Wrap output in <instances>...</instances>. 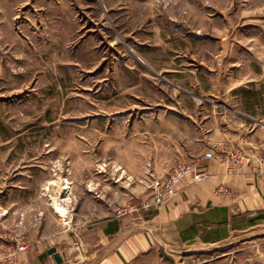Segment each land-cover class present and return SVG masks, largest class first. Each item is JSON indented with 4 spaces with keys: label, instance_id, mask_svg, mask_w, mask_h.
<instances>
[{
    "label": "rangeland",
    "instance_id": "rangeland-1",
    "mask_svg": "<svg viewBox=\"0 0 264 264\" xmlns=\"http://www.w3.org/2000/svg\"><path fill=\"white\" fill-rule=\"evenodd\" d=\"M255 131L264 0H0V259L114 216L145 197V176L151 190L154 173L193 166L204 141ZM131 264H264V219H235L211 243L159 241Z\"/></svg>",
    "mask_w": 264,
    "mask_h": 264
},
{
    "label": "crops",
    "instance_id": "crops-1",
    "mask_svg": "<svg viewBox=\"0 0 264 264\" xmlns=\"http://www.w3.org/2000/svg\"><path fill=\"white\" fill-rule=\"evenodd\" d=\"M201 145L200 149L189 151L194 157L189 161L206 172L207 177L202 182L192 183L191 176H186L173 199L138 214L140 220L132 226L110 212L97 221L73 223L67 231L38 240L19 254L14 264H58L48 253L52 247L62 259L59 264H131L152 251L159 241L211 243L229 231L235 219L246 216L264 219V165L258 161L260 153L264 152V131H255L243 141L220 143L210 138ZM237 146L241 149L236 150ZM207 154L220 155L225 163L216 158L206 160ZM233 154L242 158L239 163L230 157ZM168 169L154 173L155 179H164ZM154 170L158 171L156 167ZM144 178L140 194L146 197L151 195L152 180ZM106 188L101 195L103 201L104 197L114 201L120 198V184ZM219 188L226 194L220 193ZM137 196L132 191L127 201Z\"/></svg>",
    "mask_w": 264,
    "mask_h": 264
},
{
    "label": "built area",
    "instance_id": "built-area-1",
    "mask_svg": "<svg viewBox=\"0 0 264 264\" xmlns=\"http://www.w3.org/2000/svg\"><path fill=\"white\" fill-rule=\"evenodd\" d=\"M204 158L206 160L216 158L220 163H225V159L220 156L214 157L213 155L207 154ZM258 161L264 165V153L259 155ZM188 175L191 176L192 183L202 182L207 177L206 172L199 170L195 164L193 166L178 165L163 180L153 183L150 196L117 207L114 210V217L121 219L134 214H141L169 202L177 195L179 185ZM218 191L226 194V191L222 188H219ZM64 225L68 226L69 221H66ZM31 247L32 245L26 243L16 244L10 249L7 255L0 259V264L16 263L19 254L27 251Z\"/></svg>",
    "mask_w": 264,
    "mask_h": 264
},
{
    "label": "bare ground",
    "instance_id": "bare-ground-1",
    "mask_svg": "<svg viewBox=\"0 0 264 264\" xmlns=\"http://www.w3.org/2000/svg\"><path fill=\"white\" fill-rule=\"evenodd\" d=\"M51 182V181H50ZM56 183V182H55ZM47 187H48V190L49 191H52V190H55L54 188V183H47ZM58 191H57V195L55 198H53V205L56 209V211L62 216L64 217L66 212H65V206H64V197H65V192H66V189H67V186H66V181H61V182H58ZM46 187V188H47ZM53 192V191H52ZM55 196V195H54ZM52 198V197H51Z\"/></svg>",
    "mask_w": 264,
    "mask_h": 264
},
{
    "label": "water",
    "instance_id": "water-1",
    "mask_svg": "<svg viewBox=\"0 0 264 264\" xmlns=\"http://www.w3.org/2000/svg\"><path fill=\"white\" fill-rule=\"evenodd\" d=\"M48 253H49L50 255L53 256V258L55 259V261H56L58 264L61 263L62 259H61L60 255H58V254L56 253V249H55L54 247L50 248V249L48 250Z\"/></svg>",
    "mask_w": 264,
    "mask_h": 264
}]
</instances>
